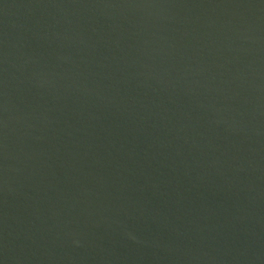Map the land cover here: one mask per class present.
I'll return each mask as SVG.
<instances>
[{
  "label": "water",
  "instance_id": "1",
  "mask_svg": "<svg viewBox=\"0 0 264 264\" xmlns=\"http://www.w3.org/2000/svg\"><path fill=\"white\" fill-rule=\"evenodd\" d=\"M0 264H264V0H0Z\"/></svg>",
  "mask_w": 264,
  "mask_h": 264
}]
</instances>
